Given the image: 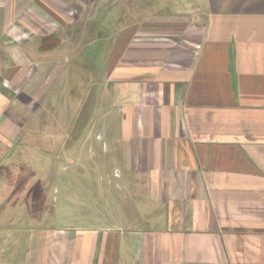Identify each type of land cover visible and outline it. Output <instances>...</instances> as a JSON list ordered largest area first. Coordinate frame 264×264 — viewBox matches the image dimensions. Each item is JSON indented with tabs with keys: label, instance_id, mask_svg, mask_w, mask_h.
I'll list each match as a JSON object with an SVG mask.
<instances>
[{
	"label": "crops",
	"instance_id": "obj_1",
	"mask_svg": "<svg viewBox=\"0 0 264 264\" xmlns=\"http://www.w3.org/2000/svg\"><path fill=\"white\" fill-rule=\"evenodd\" d=\"M65 2L94 0H0V264H264V0H135L81 51L40 48L34 25L75 21ZM75 67L90 130L60 173L89 169L107 201L76 214L57 168L27 181L38 194L6 180Z\"/></svg>",
	"mask_w": 264,
	"mask_h": 264
},
{
	"label": "rangeland",
	"instance_id": "obj_2",
	"mask_svg": "<svg viewBox=\"0 0 264 264\" xmlns=\"http://www.w3.org/2000/svg\"><path fill=\"white\" fill-rule=\"evenodd\" d=\"M73 5L72 2H65L62 11L63 20H75L73 24L67 21V23L61 25V28L59 27V29L56 28L57 26H55V24H47L45 26L39 24V26L34 25L32 27L33 31L36 33L44 31L40 28H44L51 32L48 35H41L38 37L40 39V48L56 47L64 42L66 48H70V46L76 44L77 48L81 51L83 47L85 48L89 43V37L93 39L96 34H104L106 32L105 29L109 26L105 25L104 20H127L128 17L129 20H134L136 16L134 10L135 0H94V2H91L88 5H82L84 7L81 8H75ZM41 14L44 15V13ZM110 25L111 28H114L113 31H115V29L118 30L120 27V24L114 25V23H112ZM73 32L74 34L78 33V42L73 38ZM61 35L64 36L65 41H61ZM51 38L55 39L52 40ZM96 59L100 60L101 58ZM71 61V57L66 58V65H70ZM71 65L73 66V63ZM74 70L75 71L71 75L69 81L67 79L58 82V101L56 107L48 110L46 113L48 118L43 116V118H45L43 121H35V126H38V134L26 139V144L30 146L31 149L27 148L26 152H16L13 159V168L10 170V175L6 177V180H18L15 188V193L17 194H22L27 188L32 194H38L34 185L28 187L27 181L35 178L38 179L39 177L45 178L46 174H50L52 171H55V168H57L56 176L59 179H64L65 181L72 180V183L74 184V187L69 186L74 189L72 191L74 200L65 201L64 209H68L69 212L73 210L76 214V212H87V210H91L93 208V200H91V198L93 197L97 201L96 206L99 205L101 208L105 206L107 201L104 200V191L102 189L100 190L103 186H100L99 183V185L96 184L95 173L89 171V169H85L84 171L89 172L90 178L87 177L88 175L74 174L72 168L60 173L59 161L61 158H69L71 156V150L73 151L76 146L78 147L82 144V142L80 144V141L84 139V135L90 130L88 120L85 119L82 122H75L74 120L76 114L74 112V97L72 96L73 87L78 85L79 79L81 78L80 83L86 88L89 79L86 71H81L76 67ZM49 118H51V120ZM102 125L103 122L101 121L95 125V128L93 129H95V131L101 130L103 127ZM74 128H80V134L78 133L80 138L78 139H75L76 137H74ZM83 146L85 148L88 144L86 143ZM19 148L21 147L19 146ZM82 151L81 159L85 161L89 160L87 150L84 149ZM84 177H87L90 181L89 185L84 184L82 186L77 183V179L84 182ZM20 178L25 179L26 183L24 185L20 184ZM115 181L118 182L116 179ZM5 187L8 186H0V193L3 192ZM114 190L121 195L124 194L123 196L125 197L128 196L117 187L114 188ZM43 193L49 199L61 195V191L56 188L54 183L52 186L49 185Z\"/></svg>",
	"mask_w": 264,
	"mask_h": 264
}]
</instances>
